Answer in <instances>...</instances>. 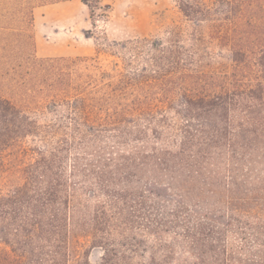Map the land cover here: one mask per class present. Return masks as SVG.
Masks as SVG:
<instances>
[{
    "label": "trees",
    "instance_id": "1",
    "mask_svg": "<svg viewBox=\"0 0 264 264\" xmlns=\"http://www.w3.org/2000/svg\"><path fill=\"white\" fill-rule=\"evenodd\" d=\"M32 1L0 0V23L32 25ZM177 4L194 23L224 14L229 75L154 41V72L44 61L52 122L0 99V173L15 181L0 191V264H92L94 250L96 264H264V0Z\"/></svg>",
    "mask_w": 264,
    "mask_h": 264
},
{
    "label": "rangeland",
    "instance_id": "2",
    "mask_svg": "<svg viewBox=\"0 0 264 264\" xmlns=\"http://www.w3.org/2000/svg\"><path fill=\"white\" fill-rule=\"evenodd\" d=\"M220 1L230 0H198L210 8ZM42 2L32 1V25L0 23V99L32 112L41 124L55 118L45 111L48 100L44 95L51 88L44 80L48 69L44 61H51L54 73L73 72L71 62L91 58L97 59L100 72L114 77L142 70L154 72L158 65H164L158 61L161 52L153 48L154 41H160L164 48L170 43L183 46L187 55L182 59L193 64V71L216 76L232 72L231 52L221 39L229 22L222 13H212L205 21L194 23L180 12L178 0ZM14 35L21 37L16 41ZM76 84L72 82L71 92L79 90ZM13 183L10 173H0V191ZM74 248L82 254L87 243L75 244ZM100 257L99 251H90L92 264Z\"/></svg>",
    "mask_w": 264,
    "mask_h": 264
}]
</instances>
